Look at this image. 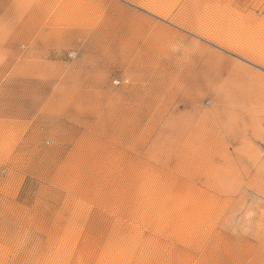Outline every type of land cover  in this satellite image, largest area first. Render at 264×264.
Masks as SVG:
<instances>
[{
    "label": "rangeland",
    "instance_id": "1",
    "mask_svg": "<svg viewBox=\"0 0 264 264\" xmlns=\"http://www.w3.org/2000/svg\"><path fill=\"white\" fill-rule=\"evenodd\" d=\"M0 264H264V0H0Z\"/></svg>",
    "mask_w": 264,
    "mask_h": 264
},
{
    "label": "bare ground",
    "instance_id": "2",
    "mask_svg": "<svg viewBox=\"0 0 264 264\" xmlns=\"http://www.w3.org/2000/svg\"><path fill=\"white\" fill-rule=\"evenodd\" d=\"M157 13V12H156ZM158 14L162 15V12H158Z\"/></svg>",
    "mask_w": 264,
    "mask_h": 264
}]
</instances>
